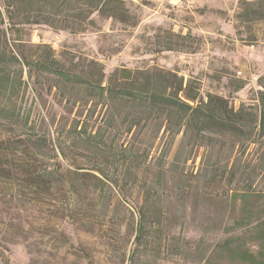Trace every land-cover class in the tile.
<instances>
[{
  "label": "rangeland",
  "instance_id": "obj_1",
  "mask_svg": "<svg viewBox=\"0 0 264 264\" xmlns=\"http://www.w3.org/2000/svg\"><path fill=\"white\" fill-rule=\"evenodd\" d=\"M241 1L125 0L129 21L95 14L94 27L75 32L32 25L14 49L33 53L40 52L35 45H48L68 66L96 61L106 75L119 68L171 71L197 99L215 94L235 108H255L264 20L239 21ZM55 83L52 76L29 77L23 66L9 106L29 121L0 120L2 139L22 130L44 135L56 155L38 157L36 170L55 168L68 178L63 190L54 183L50 193L29 186L18 168L13 180L0 182V264H131L133 252L134 264H235L214 249L223 225L240 216L241 193L251 196L249 205L264 203V138L243 146L217 132L172 135L162 119L128 130L136 114L127 107L81 105ZM141 210L147 245L138 249Z\"/></svg>",
  "mask_w": 264,
  "mask_h": 264
},
{
  "label": "trees",
  "instance_id": "obj_2",
  "mask_svg": "<svg viewBox=\"0 0 264 264\" xmlns=\"http://www.w3.org/2000/svg\"><path fill=\"white\" fill-rule=\"evenodd\" d=\"M95 14L120 22L132 18L125 0H0V120L19 125L29 121L28 114L9 106L13 97L19 95L17 86L22 82L25 66L29 77L34 73L52 76L56 81L53 86L63 95L72 93L73 101L81 105L93 102L127 107V114H136L129 121L128 130L142 120L145 126L150 120L162 119L164 130L172 135L182 132L197 139L206 132H217L236 137L243 146L264 138V76L258 81L261 86L257 92L258 107L240 104L235 108L220 95L208 94L205 101L197 99L198 93L191 85H184L183 79L171 71L119 68L106 75L103 66L96 61H90L87 68L68 66L48 45H35L40 52L33 53L14 49L22 46L26 27L42 24L54 30H86L95 26ZM236 17L239 21L264 20V0L241 1ZM115 113L119 116L121 110ZM111 117L113 125V113ZM19 133L12 140L0 137V182L13 180V169L18 168L25 172V182L37 191L43 187L50 193L54 183H59V189L63 190L62 186L68 183L64 173L49 167L36 170L34 162L41 156L50 158L51 151L55 156L56 147L51 144L49 148L45 136L39 133L28 130ZM59 152L64 156V149ZM99 172L105 176L101 170ZM158 172L162 173L161 169ZM96 179L106 185L99 177ZM259 195L264 200V192ZM239 197L243 201L238 209L240 216L223 225L220 234L224 238L217 242L214 251L235 264H264V203L256 207L247 203L251 198L249 194L241 193ZM146 218L141 210L135 237L138 249L139 245H147ZM134 256L133 252L131 264L135 262Z\"/></svg>",
  "mask_w": 264,
  "mask_h": 264
},
{
  "label": "crops",
  "instance_id": "obj_3",
  "mask_svg": "<svg viewBox=\"0 0 264 264\" xmlns=\"http://www.w3.org/2000/svg\"><path fill=\"white\" fill-rule=\"evenodd\" d=\"M141 1H145V0H141ZM156 1H158V0H156ZM167 1H169L170 3H172V2H176L177 0H167Z\"/></svg>",
  "mask_w": 264,
  "mask_h": 264
}]
</instances>
